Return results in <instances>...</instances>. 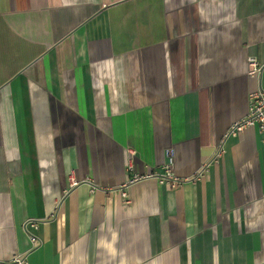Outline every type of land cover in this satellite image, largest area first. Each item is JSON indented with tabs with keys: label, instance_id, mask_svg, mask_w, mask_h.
Returning a JSON list of instances; mask_svg holds the SVG:
<instances>
[{
	"label": "crops",
	"instance_id": "1",
	"mask_svg": "<svg viewBox=\"0 0 264 264\" xmlns=\"http://www.w3.org/2000/svg\"><path fill=\"white\" fill-rule=\"evenodd\" d=\"M252 56L264 0H0V262L264 264Z\"/></svg>",
	"mask_w": 264,
	"mask_h": 264
},
{
	"label": "built area",
	"instance_id": "2",
	"mask_svg": "<svg viewBox=\"0 0 264 264\" xmlns=\"http://www.w3.org/2000/svg\"><path fill=\"white\" fill-rule=\"evenodd\" d=\"M249 71L248 75L249 77L253 78L255 77L257 79V87L249 92V108L248 113L244 116H242L240 119L236 120L234 123L231 124V126L228 128V131L225 134V137H228L229 135L237 136L238 133H241L242 130L245 128H255L258 127L259 131L261 133H264V86L261 83V78L264 77V62H260L256 56H252L249 58ZM219 150L216 152L215 159H218V157L224 153L223 148V141L218 147ZM173 158L172 155H170L169 162H165V173L161 176L162 182L167 181L170 182L172 186H176L178 184H182L184 180L180 179V177L176 176L174 177L172 173V165H173ZM207 165V163L205 164ZM208 166V165H207ZM154 176L155 173L149 172L145 173L143 175H140L139 173H136L132 179H129L128 183H133L138 179H142L144 177ZM77 185V182L71 183L70 187H74ZM65 193H67V190H65ZM126 195L127 193L124 192ZM26 227H32L33 229H38V222L34 220H29L26 223ZM30 239L33 243V246L40 245L39 239L34 235L30 234ZM0 264H26L25 258H17L11 263H3L0 262Z\"/></svg>",
	"mask_w": 264,
	"mask_h": 264
}]
</instances>
